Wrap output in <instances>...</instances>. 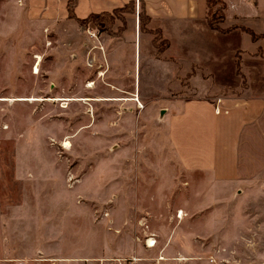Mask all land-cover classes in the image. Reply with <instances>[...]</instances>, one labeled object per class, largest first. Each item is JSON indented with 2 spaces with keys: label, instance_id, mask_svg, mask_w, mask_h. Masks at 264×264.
I'll use <instances>...</instances> for the list:
<instances>
[{
  "label": "rangeland",
  "instance_id": "rangeland-1",
  "mask_svg": "<svg viewBox=\"0 0 264 264\" xmlns=\"http://www.w3.org/2000/svg\"><path fill=\"white\" fill-rule=\"evenodd\" d=\"M21 9L0 0V194L13 191L5 198L15 202L20 194L31 215L27 231L41 235L45 256L123 257L138 244L146 264L164 246L166 264H264V186L218 185L183 172L167 145L166 119L158 118L169 99L216 103L248 92L249 74L264 79V35L254 33H264V21L245 25L253 31L242 27L251 40L245 33L231 40L236 67L216 84L214 74L185 71V61L173 58L176 71L130 72L128 35L137 21L122 11L90 19V37L82 24L47 27ZM220 9L218 1L212 25ZM138 31L141 50L158 40L142 25ZM242 54L256 61L250 73L242 71ZM105 97L138 98L142 107L99 100ZM148 234L153 249L143 246Z\"/></svg>",
  "mask_w": 264,
  "mask_h": 264
},
{
  "label": "crops",
  "instance_id": "crops-1",
  "mask_svg": "<svg viewBox=\"0 0 264 264\" xmlns=\"http://www.w3.org/2000/svg\"><path fill=\"white\" fill-rule=\"evenodd\" d=\"M217 1L222 5V19L217 26L225 29V32L208 26L207 0H11V6L16 10L25 8L21 10L27 16L36 18L37 24L47 27L60 22L88 27L89 23H83L89 16L113 15L115 11H122L124 20L133 17L135 22L136 17L137 21V28L134 26L131 33L133 37L128 35L133 41L130 72L138 73L140 66L146 73H166V69L169 72L176 71L169 69L173 58L180 61V64L185 61V71L201 68L200 71L214 74L218 84L223 83L217 80L219 73H231L236 67L235 44L231 40L239 38L240 33L248 34L242 29L249 28L246 24L254 23L255 19L264 21V14H261L264 0ZM68 6L72 17H68ZM226 21L228 24L225 25ZM141 25L147 32L158 36V40L153 37L151 45L147 44L143 50L139 44L138 30ZM254 33L264 35L262 31ZM135 38L138 44L135 41L134 47ZM249 39L251 40L250 35ZM104 56L109 55L106 53ZM241 56L242 71L245 72V69L252 72L250 68L253 67V60L246 59L243 54ZM140 57L145 58L143 64H140ZM166 58L169 60L166 61ZM253 62L256 64V61ZM137 82L135 78L133 87L136 93ZM244 90L248 92L217 98L221 108L218 112H214L215 103L197 98L169 99L164 108L159 110L158 118L162 121L166 119L168 148L183 172L202 174L218 185L237 186L258 181L259 186H264V79L259 80L249 74L244 81ZM129 118L130 116L126 119ZM2 191L0 198L3 196L4 199H0V264H85L83 261L89 259L118 258L119 255L115 253L96 258L46 257L41 235L37 236L36 232L32 235L27 231L30 229L31 215L29 210L26 211L25 204H21L20 194L16 193V202L13 199L7 201L5 197H11L8 193L13 191ZM261 194L264 197V188L261 189ZM35 229L41 228L36 226ZM146 239L154 241V245L146 247ZM144 241L145 249L155 247L156 240L152 234H148ZM165 247L152 259L153 264H166ZM133 249L131 253L122 256L134 257L137 259L135 264H146L141 257V246L136 244ZM178 260L183 261L185 258ZM192 260L194 261L190 258L189 261Z\"/></svg>",
  "mask_w": 264,
  "mask_h": 264
},
{
  "label": "built area",
  "instance_id": "built-area-1",
  "mask_svg": "<svg viewBox=\"0 0 264 264\" xmlns=\"http://www.w3.org/2000/svg\"><path fill=\"white\" fill-rule=\"evenodd\" d=\"M86 31L88 32V35L90 37H94V34L92 32H89V28L86 26L84 27ZM135 103L137 104L138 108H141L142 105L136 100V98L133 99ZM220 100L216 99V103L214 105V112H218L221 110L219 107ZM146 247H152L154 245V241H149V239H146L144 241ZM137 259L134 257H118V258H107V259H89L83 261L85 264H135Z\"/></svg>",
  "mask_w": 264,
  "mask_h": 264
},
{
  "label": "trees",
  "instance_id": "trees-1",
  "mask_svg": "<svg viewBox=\"0 0 264 264\" xmlns=\"http://www.w3.org/2000/svg\"><path fill=\"white\" fill-rule=\"evenodd\" d=\"M213 1H215V0H207V5H208V8H209V9H208V13H207V24H208V26H209L210 28H212V29H215V30H217V31H219V32H225V31H226L225 29H221V28H219V27L216 25L218 22H217L215 25H212L211 22H210V16L212 17V15H214V14L216 13V11L213 10V7H214L215 4H217V2H218V1H215V3H214ZM220 5H221V3H220ZM221 10H222V5H221L220 12H219V13H220V18H219V20H218L219 22H220V20L222 19ZM115 12H116V11H115ZM104 15H107V14H104ZM68 17H72V11H71V8H70L69 6H68ZM94 17H95V16H89L84 24L86 25V24L90 23V19H92V18H94ZM244 31L247 32L248 34H250L248 29H244ZM250 35L253 36L252 34H250Z\"/></svg>",
  "mask_w": 264,
  "mask_h": 264
},
{
  "label": "bare ground",
  "instance_id": "bare-ground-1",
  "mask_svg": "<svg viewBox=\"0 0 264 264\" xmlns=\"http://www.w3.org/2000/svg\"><path fill=\"white\" fill-rule=\"evenodd\" d=\"M35 59L36 60H38V62H39V60H40V57L39 56H36L35 57ZM36 66H37V64H36ZM35 66V67H36ZM61 99H54L53 101H60ZM77 100H80V99H77ZM84 100H90V99H83V100H81V101H84ZM99 100H104V99H99ZM105 100H109V99H105ZM127 99H125L124 101H126ZM130 100H133V98L132 99H130ZM137 100H138V98H137ZM0 101H4V99H2V100H0ZM16 101H26V102H33V101H40L39 99H37V98H18V99H16ZM48 101V100H47ZM51 101V100H50ZM64 101H69V100H66V99H64ZM181 214V213H180ZM178 215V216H181V215Z\"/></svg>",
  "mask_w": 264,
  "mask_h": 264
}]
</instances>
